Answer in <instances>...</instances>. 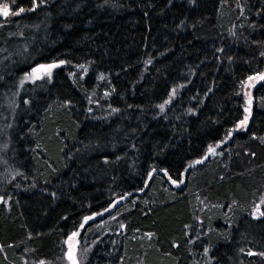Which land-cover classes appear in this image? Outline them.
<instances>
[{"label":"trees","instance_id":"1","mask_svg":"<svg viewBox=\"0 0 264 264\" xmlns=\"http://www.w3.org/2000/svg\"><path fill=\"white\" fill-rule=\"evenodd\" d=\"M0 4V264H264V0Z\"/></svg>","mask_w":264,"mask_h":264},{"label":"rangeland","instance_id":"2","mask_svg":"<svg viewBox=\"0 0 264 264\" xmlns=\"http://www.w3.org/2000/svg\"><path fill=\"white\" fill-rule=\"evenodd\" d=\"M1 1V0H0ZM6 1V0H4ZM2 6V4H0ZM2 13H0L1 16ZM54 65V67L48 68V66ZM60 65L59 63H54V64H44V65H37L33 69H31L27 74L22 76V82L26 81H32L35 79H39L42 77H50L53 70ZM44 66V67H42ZM35 70V71H34ZM256 76H252L251 78H248L244 85H243V95L246 100V105L244 107V115L243 119L239 122L238 128H245L248 124L249 120V100H250V95L252 91L253 85L257 81ZM245 117H247L246 122ZM242 122H244L242 124ZM213 151H210V154H215L217 153V149L212 148ZM7 206L8 205V200L1 198L0 199V206ZM264 206V188L261 190L260 194L258 195V199L256 204L254 205V213L256 215H261L262 214V208ZM86 242V241H84ZM81 243L79 240L78 232L76 236L70 235L64 242V251L63 255L59 257L54 263L52 264H83L86 259L88 258V255L90 254L93 243L90 242L89 244L86 243ZM22 262L23 263H34V264H44L42 262H36L32 253V250H26L23 255H22Z\"/></svg>","mask_w":264,"mask_h":264},{"label":"snow or ice","instance_id":"3","mask_svg":"<svg viewBox=\"0 0 264 264\" xmlns=\"http://www.w3.org/2000/svg\"><path fill=\"white\" fill-rule=\"evenodd\" d=\"M21 11H23V9H21ZM0 13H2L4 16H8L9 15V8H8V5L7 4H4V5L0 6ZM42 67H44V66H42ZM51 67H54V65L48 66V68H51ZM261 78L264 79V77H261ZM161 108H163V105H161ZM246 119H247V117H245V121L244 122H246ZM244 122H242V124ZM209 151H213V149L210 147L209 148ZM85 219L88 220V219H91V217H86ZM81 227H83V225H81ZM72 235L73 236H76L77 233H73Z\"/></svg>","mask_w":264,"mask_h":264}]
</instances>
